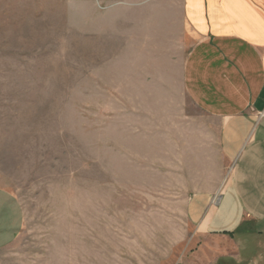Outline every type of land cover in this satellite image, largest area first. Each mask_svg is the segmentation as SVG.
I'll use <instances>...</instances> for the list:
<instances>
[{
	"label": "rangeland",
	"instance_id": "374dc122",
	"mask_svg": "<svg viewBox=\"0 0 264 264\" xmlns=\"http://www.w3.org/2000/svg\"><path fill=\"white\" fill-rule=\"evenodd\" d=\"M175 8L0 0V186L24 215L0 264H195L224 246L189 220L215 166L176 126L201 116Z\"/></svg>",
	"mask_w": 264,
	"mask_h": 264
},
{
	"label": "crops",
	"instance_id": "0c3cea01",
	"mask_svg": "<svg viewBox=\"0 0 264 264\" xmlns=\"http://www.w3.org/2000/svg\"><path fill=\"white\" fill-rule=\"evenodd\" d=\"M174 1L178 8L164 12L178 19L174 40L188 43L181 88L201 116L176 126L184 131L183 141H200L215 166L204 178L206 188L188 203L189 220L201 237L224 243L194 262L263 264L264 0ZM23 217L20 202L0 186V251L15 241Z\"/></svg>",
	"mask_w": 264,
	"mask_h": 264
},
{
	"label": "bare ground",
	"instance_id": "6f19581e",
	"mask_svg": "<svg viewBox=\"0 0 264 264\" xmlns=\"http://www.w3.org/2000/svg\"><path fill=\"white\" fill-rule=\"evenodd\" d=\"M220 193V192H219Z\"/></svg>",
	"mask_w": 264,
	"mask_h": 264
}]
</instances>
